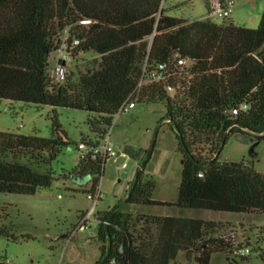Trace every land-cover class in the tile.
<instances>
[{"label":"trees","instance_id":"1","mask_svg":"<svg viewBox=\"0 0 264 264\" xmlns=\"http://www.w3.org/2000/svg\"><path fill=\"white\" fill-rule=\"evenodd\" d=\"M163 2L0 0V101L87 112L91 133L100 137L83 139L91 149L105 140L126 103H161L183 157L178 200L153 199L156 183L145 172L152 158L148 153L126 205L264 215V174L253 164L219 161L232 135L264 141V12L259 28L249 29L210 18L171 17ZM84 20L92 23L83 25ZM67 30L81 40L75 57L95 53L100 68L78 82L69 74L66 83L57 85L50 77V59ZM176 54L189 65L180 66ZM161 65L168 68L165 79L150 82ZM243 105L248 110L235 116ZM71 145L55 113L49 139L0 132V193L33 196L54 181L53 174L9 162L4 155L46 154L52 162ZM107 162L90 155L80 160L76 177H92L91 193ZM101 221L103 246L96 264H170L180 252L198 264H210L213 254L223 252L233 264L230 256L242 249L234 238L219 236L222 225L209 220L154 216L146 218L148 230L140 232L131 229L125 212H108ZM2 237L14 241L5 226ZM259 252L264 263V233ZM0 264H6L1 257Z\"/></svg>","mask_w":264,"mask_h":264},{"label":"rangeland","instance_id":"2","mask_svg":"<svg viewBox=\"0 0 264 264\" xmlns=\"http://www.w3.org/2000/svg\"><path fill=\"white\" fill-rule=\"evenodd\" d=\"M229 19L210 17L218 24L258 29L264 12V0H234ZM167 15L185 20L209 18L208 0H164ZM101 57L83 53L70 65V77L78 82L81 75L100 68ZM172 97L175 92H170ZM118 114L111 127L110 144L117 156L108 160L99 182L101 199L90 217L91 227L77 230L83 215L92 211L93 179L81 188L73 181L80 176L75 171L81 160L78 146L84 140H98L91 133L85 111L49 106L37 107L16 102L0 101V132L26 136L52 137V117L56 114L71 147H63L55 160L49 156L20 151L4 155L9 162L29 165L41 174H53L49 189L39 190L33 196L0 193V223L8 228L14 241L0 238V257L6 264H96L101 257L99 226L105 214L115 211L129 214L131 229L147 231L146 218L158 215L195 218L222 225L219 236L234 238L242 248H250V256L232 255L233 264H264L259 248L263 246L264 215L223 213L208 210L181 209L162 206H127L129 188L135 181L141 164L151 153L145 172L156 183L153 199L175 203L182 180L183 157L175 132L165 118L166 108L161 103L139 104ZM163 120V121H162ZM209 156V155H208ZM222 163L245 162L253 164L264 174V141L254 137L232 135L220 154ZM170 264H198L180 252ZM210 264H230L223 252L215 253Z\"/></svg>","mask_w":264,"mask_h":264},{"label":"built area","instance_id":"3","mask_svg":"<svg viewBox=\"0 0 264 264\" xmlns=\"http://www.w3.org/2000/svg\"><path fill=\"white\" fill-rule=\"evenodd\" d=\"M209 4V18L210 17H218L220 19L226 20L229 19L233 13V8L235 6L234 0H208ZM83 25H89L92 23L91 20H84L81 22ZM81 45V40L72 36L71 30L65 31L63 37L61 38V43L56 51V53L50 59V77L52 81L57 85H62L67 82L69 74H70V65L73 60H76L75 52ZM176 59L178 60V64L180 66H188V61L181 58L180 54H176ZM168 68L165 65H161L158 70L152 73L150 82H161L165 79L166 73ZM143 82L141 83V85ZM136 107V102L131 100L130 102L126 103L122 109L120 110L119 114L123 112H127L132 110ZM248 110L247 105H243L240 109H236L233 111L235 116L239 115L241 111ZM110 135L111 130L109 131L108 135L106 136L105 140L101 143L100 146L96 148H89L88 143L84 142L81 143L78 148L81 152V160L87 158L89 155L92 159L102 158L110 160L117 156L116 151L110 144ZM89 199L93 202L92 211L89 212L87 215H83L77 230H86L91 227L90 225V217L94 212L95 208L97 207L98 201L101 199V193L99 189L97 193H93V195H88ZM237 255L242 257L250 256L252 250L250 248H242L238 249L236 252Z\"/></svg>","mask_w":264,"mask_h":264},{"label":"water","instance_id":"4","mask_svg":"<svg viewBox=\"0 0 264 264\" xmlns=\"http://www.w3.org/2000/svg\"><path fill=\"white\" fill-rule=\"evenodd\" d=\"M72 178H73V181L78 183L80 186H86L92 180L91 176H87L83 178L73 176Z\"/></svg>","mask_w":264,"mask_h":264},{"label":"crops","instance_id":"5","mask_svg":"<svg viewBox=\"0 0 264 264\" xmlns=\"http://www.w3.org/2000/svg\"><path fill=\"white\" fill-rule=\"evenodd\" d=\"M200 20H205V19H200ZM158 216H173V215L166 214V215H158Z\"/></svg>","mask_w":264,"mask_h":264}]
</instances>
